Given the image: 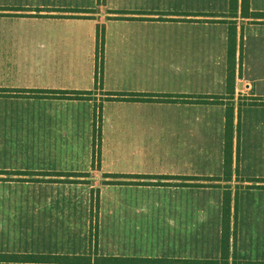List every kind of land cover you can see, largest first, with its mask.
<instances>
[{
  "label": "crops",
  "instance_id": "0c3cea01",
  "mask_svg": "<svg viewBox=\"0 0 264 264\" xmlns=\"http://www.w3.org/2000/svg\"><path fill=\"white\" fill-rule=\"evenodd\" d=\"M105 1L43 0L19 11L0 5V187L34 186L37 193L28 199L45 206L28 217L48 226L68 216L51 210L50 180L84 181L75 179L87 174L91 181L98 172L128 183L159 178L171 187L170 256H102L42 244L0 250V262H223L225 194L231 203L227 262H264V245L251 237L264 235V62L247 77L240 60L243 31L258 27L251 33L262 43L257 49L264 61V0H248L244 9L242 0H170L169 8L125 0L121 10ZM21 27L29 28L19 33ZM99 27L102 49H113L121 64L105 57L98 67ZM55 92L83 96L62 99ZM99 105L100 167L93 169ZM107 135L126 146L108 149ZM115 153L133 163L113 170L117 162L109 157ZM152 162L165 167L142 173ZM245 196L256 203L249 233L239 228L235 201ZM219 201L221 214L213 209L211 226L202 215L194 242L195 202L202 213Z\"/></svg>",
  "mask_w": 264,
  "mask_h": 264
},
{
  "label": "rangeland",
  "instance_id": "374dc122",
  "mask_svg": "<svg viewBox=\"0 0 264 264\" xmlns=\"http://www.w3.org/2000/svg\"><path fill=\"white\" fill-rule=\"evenodd\" d=\"M70 1L71 3H75L74 5L89 3V0ZM136 1L140 2V4H145L147 7L155 6L157 8H169L171 4L170 0ZM257 1L260 3V0ZM41 2L43 0H0V5L19 11L24 7L31 8L33 5L38 6ZM130 2L132 1L130 0ZM100 3H102V0H100ZM126 3L128 1L106 0L104 5L108 4V6L116 8V10H121L125 7ZM27 28L29 27H24V29ZM24 29L21 27L19 28L21 31L18 32L22 33ZM102 29L99 27V32ZM256 29L259 32L262 30L255 27L243 31V34L247 35V39H245V42H241L240 60L241 69L247 77L256 72L257 69L259 70L260 67L263 68L261 62L263 64L264 61H262L260 51L257 49L262 43H256L253 39V33H255L254 30ZM251 30L253 33H251ZM98 46V54L95 60L97 58L99 68H101L103 58L105 59V57L108 64L115 60L119 64L122 63V60L114 55L113 49H107L106 54V50L102 49L100 45ZM126 60L128 63L131 61L130 59ZM98 95H101V93ZM100 109V105L95 108L96 114L93 123V134L96 137H94L93 169H99L100 167ZM120 139L107 135L106 145L108 149L112 148L116 152L115 146L119 143L121 146L119 150H122V146L126 145ZM146 145L147 147L150 146L148 142L144 146L146 147ZM110 159L117 162L113 169L116 171H122L128 162L129 164L133 163L130 159L116 153L111 155ZM149 163L143 168L142 173L154 175L153 173L165 167V164ZM82 175L83 177L75 180L84 181H73V179H71L72 181L67 179L62 181L50 180L51 185L54 184V186L50 187L51 210L60 211V213L68 216L61 219H50L48 226L45 225L47 220L28 217L32 216V212L35 211L34 207L41 206L42 204L45 206V203L34 202L30 198L28 199L32 194L37 193L34 186H17L12 190L0 187V250H22L43 244L45 249L47 247H54L56 249H73L75 247L76 250L87 248L90 254L102 256H123L128 253L135 254L136 256L140 254H155L162 257L170 256L175 235H173L171 227L173 211L169 183H159V178L153 177L150 179L148 176L144 177L141 182L134 181L128 183L123 180L121 175H107L100 172L97 173L94 180L85 181L89 180L87 178L90 176L87 174ZM153 180H157L158 183H154ZM19 182L22 183L24 181L20 179ZM18 189L21 192H16ZM237 189L239 191V187H234L235 192ZM39 190L40 193L41 189ZM235 201L239 228L249 233L253 226V206L256 203H253L248 196L242 198L236 197ZM195 203L199 207V203ZM217 204L209 203V207L206 205L202 213L197 211V207L194 210L189 223L194 231V242L199 238L197 233L198 228L204 223L201 218L202 215L206 216L207 225L209 226L210 224L211 226L214 215L213 209L216 207L219 209V215L221 214V202L219 201ZM12 211L16 213V216H11ZM259 212H262V210L259 209ZM43 223L44 226L42 225ZM217 226L220 227V223ZM47 231L50 233H45ZM251 237L254 241L264 245V235Z\"/></svg>",
  "mask_w": 264,
  "mask_h": 264
},
{
  "label": "trees",
  "instance_id": "16d2710c",
  "mask_svg": "<svg viewBox=\"0 0 264 264\" xmlns=\"http://www.w3.org/2000/svg\"><path fill=\"white\" fill-rule=\"evenodd\" d=\"M248 0H242L243 9L247 6ZM103 30V29H102ZM99 32L97 28V44L103 47V31ZM52 93V92H51ZM53 94L58 95V98L62 99H79L82 98V93H67V92H55ZM127 96L122 95V99ZM231 132V123L229 117L227 116L226 121V136H227V145L229 147V136ZM95 134H93V148L95 142ZM96 138V137H95ZM151 179V178H150ZM163 180H169V178H160ZM230 228H231V203L229 197L225 194L222 202V220H221V260L223 262H0V264H264V262H227L229 258V241H230ZM233 242L235 243V230L236 222L235 218L233 219ZM115 261H120V259L115 258Z\"/></svg>",
  "mask_w": 264,
  "mask_h": 264
}]
</instances>
